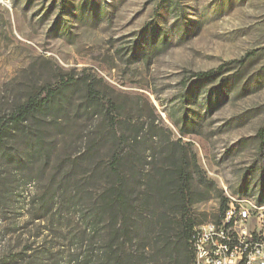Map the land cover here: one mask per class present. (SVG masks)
I'll return each instance as SVG.
<instances>
[{"label":"rangeland","instance_id":"374dc122","mask_svg":"<svg viewBox=\"0 0 264 264\" xmlns=\"http://www.w3.org/2000/svg\"><path fill=\"white\" fill-rule=\"evenodd\" d=\"M232 60L216 78L190 77ZM66 73L92 78L115 108L46 114L48 159L0 163V264H82L80 220L41 196L70 170L95 199L110 138L124 141V170L142 175L140 195L169 168L166 151L178 157L188 184L173 222L213 220L226 195L264 205V0H0V115Z\"/></svg>","mask_w":264,"mask_h":264},{"label":"trees","instance_id":"16d2710c","mask_svg":"<svg viewBox=\"0 0 264 264\" xmlns=\"http://www.w3.org/2000/svg\"><path fill=\"white\" fill-rule=\"evenodd\" d=\"M165 41L162 37L160 42ZM152 45L153 38L149 42V46ZM132 56H137V53L132 51ZM238 61L232 60L216 68L192 72L190 77L197 82L207 81L222 75L227 65ZM80 85L85 92V102L78 105L74 104L73 95L75 88ZM100 105L115 108L114 101L102 96L92 78L77 77L71 73L61 76L54 85L30 93L10 112L0 115V163L18 169L36 155L48 159L50 153L41 128L45 115L53 117L57 113L68 114L71 109L91 112ZM263 133L264 128H260L258 135L261 143ZM16 136L20 137L19 140ZM20 140L24 146L22 151L15 144ZM110 140L115 149L106 166L101 162L92 171V177L104 181L95 199L87 197V187L81 181L75 182L69 170L57 186L42 194L41 201L47 204L54 199L59 211L62 207L80 220L87 235L82 264H188L192 230L200 223L194 224L192 219L183 215L173 222L168 216L173 213L174 207L180 210L185 197L184 188L188 184L187 173L182 165L177 164L178 157L167 150L165 161L168 163L165 165L169 168H162L152 178L145 180V189L140 195L136 189L143 179L142 175L134 170L129 173L124 170L127 164L121 156L123 139ZM78 155L76 159L90 160L88 151ZM68 164L71 166L74 162ZM258 202L264 203V200L258 199ZM225 204L226 198L223 197L220 199L219 211L211 221L219 218ZM36 215L35 219L42 217V214ZM142 229V243L135 247L133 241L136 233Z\"/></svg>","mask_w":264,"mask_h":264},{"label":"built area","instance_id":"2783aa9c","mask_svg":"<svg viewBox=\"0 0 264 264\" xmlns=\"http://www.w3.org/2000/svg\"><path fill=\"white\" fill-rule=\"evenodd\" d=\"M225 198L217 220L193 227L188 264H264V205Z\"/></svg>","mask_w":264,"mask_h":264},{"label":"bare ground","instance_id":"6f19581e","mask_svg":"<svg viewBox=\"0 0 264 264\" xmlns=\"http://www.w3.org/2000/svg\"><path fill=\"white\" fill-rule=\"evenodd\" d=\"M234 196V195H233ZM230 198H235L232 196H229ZM236 200H247L249 202H253L254 203V210H263V205L257 204L254 200L252 199H246V198H235Z\"/></svg>","mask_w":264,"mask_h":264}]
</instances>
